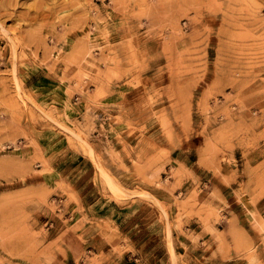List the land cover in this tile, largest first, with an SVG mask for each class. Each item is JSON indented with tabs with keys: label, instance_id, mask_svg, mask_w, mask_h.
<instances>
[{
	"label": "rangeland",
	"instance_id": "1",
	"mask_svg": "<svg viewBox=\"0 0 264 264\" xmlns=\"http://www.w3.org/2000/svg\"><path fill=\"white\" fill-rule=\"evenodd\" d=\"M0 264H264V0H0Z\"/></svg>",
	"mask_w": 264,
	"mask_h": 264
}]
</instances>
